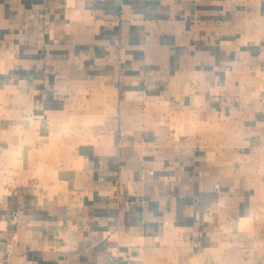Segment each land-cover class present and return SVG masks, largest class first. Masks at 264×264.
<instances>
[{
	"label": "crops",
	"instance_id": "obj_1",
	"mask_svg": "<svg viewBox=\"0 0 264 264\" xmlns=\"http://www.w3.org/2000/svg\"><path fill=\"white\" fill-rule=\"evenodd\" d=\"M263 77L264 0H0V264H264Z\"/></svg>",
	"mask_w": 264,
	"mask_h": 264
},
{
	"label": "rangeland",
	"instance_id": "obj_2",
	"mask_svg": "<svg viewBox=\"0 0 264 264\" xmlns=\"http://www.w3.org/2000/svg\"><path fill=\"white\" fill-rule=\"evenodd\" d=\"M17 128L15 126L12 127V130L6 131L8 135L14 136L10 138L13 141L6 145L5 150L0 151V195L4 192L3 185H12L11 183L15 182L17 178L25 177L27 173L28 175L32 173V175L39 176L40 172L47 167V160H45L47 148L36 149L38 146H34L31 143L26 144L25 147L23 145L18 146L16 137L19 129ZM22 133L23 131H21V136L23 135ZM31 135L32 133L26 132L25 137H22L21 141L23 142L24 139L29 141L28 137ZM34 156L38 157V159H33ZM42 156L43 159H40ZM28 169L31 171L26 172L25 170Z\"/></svg>",
	"mask_w": 264,
	"mask_h": 264
},
{
	"label": "built area",
	"instance_id": "obj_3",
	"mask_svg": "<svg viewBox=\"0 0 264 264\" xmlns=\"http://www.w3.org/2000/svg\"><path fill=\"white\" fill-rule=\"evenodd\" d=\"M259 101H260V113L261 116L264 118V77H263L261 93L259 96Z\"/></svg>",
	"mask_w": 264,
	"mask_h": 264
}]
</instances>
